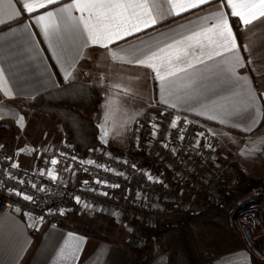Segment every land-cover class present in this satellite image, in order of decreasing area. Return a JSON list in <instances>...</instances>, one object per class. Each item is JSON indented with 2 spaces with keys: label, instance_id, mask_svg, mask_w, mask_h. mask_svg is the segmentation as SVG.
<instances>
[{
  "label": "crops",
  "instance_id": "obj_1",
  "mask_svg": "<svg viewBox=\"0 0 264 264\" xmlns=\"http://www.w3.org/2000/svg\"><path fill=\"white\" fill-rule=\"evenodd\" d=\"M29 2L35 4L40 0ZM71 2L57 0L46 8L28 13L23 8V0H11L14 8L8 7V0H0V19L4 21L0 27L23 18L0 30V144L15 165L42 176L48 182L56 179L44 163V158L57 146L49 152H40L44 158L38 161L41 157V154L37 156L39 153L26 156L17 148L13 149L15 136L12 130L26 127L23 121L22 125L17 121L25 111H30L26 103L35 96L70 82L81 81L93 84L98 90L104 83L111 89L136 93L144 107L131 119L129 129L134 119L150 106L168 107L187 114L200 126L212 131L224 148H228L229 144L233 146L237 161L244 165L247 176L262 178L264 143L260 141L264 139L261 133L264 128V17L244 27L239 17L231 16L226 0H210V3L180 15L166 14L155 25L118 40L109 48L85 45V38L70 28H64L59 38L45 37L35 17ZM17 11L19 16L14 15ZM216 11L228 15L240 46L239 55L245 64L237 68V75L246 76L247 85L227 79L226 73L221 70L227 66L224 61L231 57V53L212 60L205 55L204 63H196L190 56L195 67L171 78L165 88L151 69L113 60L109 55L111 49L126 59L134 61L142 58L144 53L140 49L146 52L149 45L157 43L162 47L173 39L179 40L192 31H198L202 25L210 26L212 21L202 18ZM73 15L79 16L80 13L74 11ZM209 50L207 47L204 49L205 53ZM200 51L199 47L190 49L195 55H199ZM66 71L72 72L68 78ZM248 89L252 90L254 102L246 95ZM9 91L11 95H6ZM165 98L169 101L167 104L163 102ZM173 103L176 107L171 106ZM247 104H252V107L246 108ZM211 116H216V119H210ZM94 120L99 126L95 116ZM107 138L109 142L115 140L110 136ZM223 138L225 142L221 140ZM127 144L128 138L125 147L116 146L124 150ZM75 204H71L51 223L43 225L33 217L0 204V264H129L131 254L123 243L95 238L75 229L68 217L72 212L81 214L82 206ZM251 255L240 254L238 250L212 264H256ZM158 258L165 259L166 263L165 256Z\"/></svg>",
  "mask_w": 264,
  "mask_h": 264
},
{
  "label": "built area",
  "instance_id": "obj_2",
  "mask_svg": "<svg viewBox=\"0 0 264 264\" xmlns=\"http://www.w3.org/2000/svg\"><path fill=\"white\" fill-rule=\"evenodd\" d=\"M174 120L176 127H172ZM2 146L0 204L41 225L51 223L73 203L110 211L120 215V225L129 229L130 249L138 247L143 226L129 227V222L136 219L139 224H153L200 214L209 201L219 202L234 191L244 173L235 154L223 152L209 129L187 114L163 106H150L132 122L126 151L140 154L138 160L103 147L80 153L61 143L44 158L56 177L50 182L14 167ZM245 204L251 224H256V217L264 224V191L240 204L243 209ZM263 241L264 232L250 237L252 254L264 258Z\"/></svg>",
  "mask_w": 264,
  "mask_h": 264
},
{
  "label": "snow or ice",
  "instance_id": "obj_3",
  "mask_svg": "<svg viewBox=\"0 0 264 264\" xmlns=\"http://www.w3.org/2000/svg\"><path fill=\"white\" fill-rule=\"evenodd\" d=\"M56 2L57 0H40L39 3L34 4L29 0H23V8L28 13H32ZM226 2L231 9V16L239 17L244 27L264 17V0H226ZM207 3H210V0H72L71 3H66L55 11H47L36 16L35 22L40 26L45 37L59 38L64 28H70L74 33H79L85 38V45L109 48L116 41L155 25L158 19H162L166 14L180 15L182 12ZM8 7L14 8L11 0H8ZM74 11L79 12L80 15H73ZM14 15L19 16L20 12L17 11ZM202 19L212 21L211 25H202L198 31H192L191 34L179 40L173 39L171 43H165L162 47L157 43L155 46L149 45L146 52L140 49L144 53L142 58L134 61L126 59L124 56H118L111 49H109V55L113 60L119 59L125 63H135L151 69L155 78L161 82L162 88H165L171 78L179 77V74L187 73L189 69L195 67L193 60L189 59L190 56L194 57L196 63H204L205 55L208 60H212L214 57L231 53V57L224 61L227 66L221 70L226 73L227 79L247 85L248 78L237 75V68H242L245 64L239 55L240 46L232 31L228 15L223 11H216ZM0 23L4 21L0 19ZM195 47L201 49L199 55L190 52V49ZM206 47L210 50L205 53ZM247 50L248 47L245 46V51ZM248 62L251 63V59ZM71 75V71H66V78ZM5 94L11 95V92ZM246 95L250 101L254 102L255 97L251 89L246 91ZM163 102L167 104L169 101L165 98ZM171 106L176 107L174 103ZM245 107H252V104H247ZM226 114L231 115V113ZM209 118L216 119V116ZM22 121L23 117H20L17 122L22 125ZM100 127L102 137L107 138L109 131L104 125ZM172 127H176L175 120L172 122ZM260 142L264 143V139ZM52 163L56 164L57 161L53 160ZM24 199L30 200L31 197L24 196ZM69 235L71 237V234Z\"/></svg>",
  "mask_w": 264,
  "mask_h": 264
},
{
  "label": "rangeland",
  "instance_id": "obj_4",
  "mask_svg": "<svg viewBox=\"0 0 264 264\" xmlns=\"http://www.w3.org/2000/svg\"><path fill=\"white\" fill-rule=\"evenodd\" d=\"M99 92L101 95L99 111L94 116L96 120L99 121V126L104 125V127L109 131L108 136L115 139L109 142L110 148H118L117 146L125 147L130 132V129L128 128L130 121L133 117L137 116L142 107H144L139 102L140 97L136 93L119 89H111L108 84L104 85V83L101 85V88H99ZM23 122V125L26 127L15 128L12 130L13 136H15V146H13V149L17 148L18 152L21 151L24 155L26 153V156H30L31 154L33 155L35 152L36 154L39 153L37 155L39 156L41 154V157L37 159L39 161L44 158V154L40 152L44 151L43 153H46L53 150L55 146H58L61 143H67L63 139V132L60 126L49 120L44 115L34 113L31 110L25 111V113H23ZM261 133L264 134V128ZM216 139L218 140L217 137ZM221 140L225 142L224 138ZM218 143L223 152L235 154L234 158L237 162L236 164L243 166V174L246 175L244 165L237 161V152L235 153V150L232 149L233 146L229 144L226 146L228 148H224L219 140ZM103 149L108 150L106 147H103ZM261 177L264 178V174ZM250 178L261 179L260 176ZM260 191H264V187L257 190V192ZM253 195L250 197H253ZM248 199L236 202L230 208L223 207L205 221L197 222L192 226L200 252L207 264L215 263L216 260H219L222 257H229L230 255L238 252V250L240 251V254L241 252L250 255L252 254L248 246V240L257 232L263 233L264 224L259 222V217H256L257 222H255L256 224L254 225L251 224V219L247 218V215H250L249 205L245 204L244 209L241 205ZM214 202L219 203L220 201ZM77 205L82 206V211L78 209V211H81V214L79 212H72L71 215H68L70 222L74 223V226L76 227L82 226L92 230L103 239L123 243L131 254L129 259L131 261H133L136 251L145 249L147 231L165 223L158 222L153 224H139L136 219L129 222V227L132 225L143 226V235L138 247L130 249L127 243L129 238V229L120 225V215H116L110 211L95 206ZM176 221L178 220H172L170 222ZM253 255H251V257L254 259L256 264H264L263 256L258 257ZM159 256H165L167 261V254L155 246L153 250V258L149 264H164L165 259H160L158 258Z\"/></svg>",
  "mask_w": 264,
  "mask_h": 264
},
{
  "label": "trees",
  "instance_id": "obj_5",
  "mask_svg": "<svg viewBox=\"0 0 264 264\" xmlns=\"http://www.w3.org/2000/svg\"><path fill=\"white\" fill-rule=\"evenodd\" d=\"M20 20L1 26L0 30ZM100 101L101 95L96 86L76 81L38 94L26 103V107L58 124L63 132V139L76 151L85 153L98 147L105 148L98 141L99 127L94 120ZM106 148L133 160L140 157V154L116 147L110 148V145ZM261 187H264V178L253 179L242 174L239 186L225 195L219 203L209 201L200 214L176 222H165L148 230L145 249L136 251L133 261L130 260L129 264H149L155 246L167 254L166 264H207L200 252L192 226L205 221L223 207L230 208L234 203L248 199ZM75 229L102 239L86 227L77 226Z\"/></svg>",
  "mask_w": 264,
  "mask_h": 264
},
{
  "label": "water",
  "instance_id": "obj_6",
  "mask_svg": "<svg viewBox=\"0 0 264 264\" xmlns=\"http://www.w3.org/2000/svg\"><path fill=\"white\" fill-rule=\"evenodd\" d=\"M99 127V133H98V141L99 143H101L103 146L107 147L109 145V139L108 138H104L102 137V134H101V128L100 126Z\"/></svg>",
  "mask_w": 264,
  "mask_h": 264
}]
</instances>
